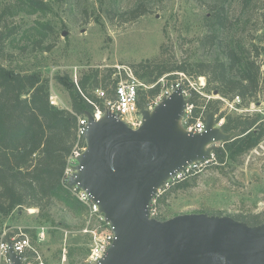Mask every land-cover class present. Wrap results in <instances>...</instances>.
<instances>
[{"label":"rangeland","instance_id":"1","mask_svg":"<svg viewBox=\"0 0 264 264\" xmlns=\"http://www.w3.org/2000/svg\"><path fill=\"white\" fill-rule=\"evenodd\" d=\"M42 3L39 7L38 0H0V28L11 31L0 61L17 71H38L49 77L50 95L56 96V106L62 108H70V102L66 88L56 79L58 75L73 81L76 77L78 82L90 69L98 68L102 74L116 66L131 67L146 59H160L168 65L211 60L222 48L203 44L202 37L211 31L207 17L215 4L224 6L227 17L225 27L218 31L219 45H224L230 36L245 40L247 46L264 45V40H260L264 34V0H251L246 8L242 0H42ZM136 5L144 10L138 17L118 15ZM261 69L264 85V66ZM184 75L203 96L218 99L219 111L225 115H260L264 121L261 97L264 94L258 96V103L245 104L238 96L228 99L214 94V90L200 88L199 77H205L206 81V74ZM160 78L165 83L166 78ZM176 78L179 80L180 76L177 74ZM224 120L223 117L219 124ZM183 180L188 181V186L177 187ZM164 188L155 202L160 219L186 212L231 216L261 212L264 138L234 161L202 162L194 170L171 179ZM85 216L84 206L71 208L58 199L40 215L32 207L14 209L9 215L0 216V238L26 229L30 243L45 264H90L86 260L89 236L82 231Z\"/></svg>","mask_w":264,"mask_h":264},{"label":"water","instance_id":"2","mask_svg":"<svg viewBox=\"0 0 264 264\" xmlns=\"http://www.w3.org/2000/svg\"><path fill=\"white\" fill-rule=\"evenodd\" d=\"M187 104L177 87L152 110L140 107L137 128L108 108L98 119L85 112V149L66 184L89 193L113 231L95 264H264V222L206 212L149 216L152 198L169 180L240 134L224 131L214 110L205 114L201 132L186 130L181 119ZM6 242L11 264H22V255Z\"/></svg>","mask_w":264,"mask_h":264},{"label":"trees","instance_id":"3","mask_svg":"<svg viewBox=\"0 0 264 264\" xmlns=\"http://www.w3.org/2000/svg\"><path fill=\"white\" fill-rule=\"evenodd\" d=\"M250 1L242 0L243 7L246 8ZM42 4V0H38V6L42 7ZM143 13L141 6L136 5L118 15L129 14L134 19ZM207 19L211 31L202 37V43L222 48L211 60L168 65L160 59H146L130 67L138 79L147 84L156 83L140 96L137 103L140 107L145 105L147 95L152 97L163 84L173 81L177 76L175 72L187 73L191 77L206 74L205 91L217 90L228 99L238 96L245 104L259 102L258 96L264 94L261 69L264 66V45L259 47L251 43L247 46L245 40H235L233 36L224 45H219L218 31L225 27L227 19L223 5L215 4ZM10 34V30L0 28V57L5 53V41ZM260 40H264V34ZM113 71L108 69L101 74L98 68L90 69L77 85L72 79L56 76L69 96L70 108H62L50 103L49 77L38 71H17L0 61V216L24 207L36 208L40 215L49 209L54 199L71 208L83 207L71 196L62 179L76 139L77 115L93 109L83 95L94 97L92 90L98 86L111 93V86L115 83L111 75ZM162 76L166 78L165 83L158 81ZM261 97L264 100V95ZM189 100L194 103V114L214 110L217 120L225 118L221 123L224 131H240L234 139L214 147L211 162L234 161L263 140L264 121L260 115H225L219 111L218 99L206 98L194 90ZM98 101L101 104L102 101ZM176 186L187 187L188 181L183 180ZM234 217L249 224L264 222V210Z\"/></svg>","mask_w":264,"mask_h":264},{"label":"built area","instance_id":"4","mask_svg":"<svg viewBox=\"0 0 264 264\" xmlns=\"http://www.w3.org/2000/svg\"><path fill=\"white\" fill-rule=\"evenodd\" d=\"M112 76L115 79V83L111 86L112 92L107 89L98 86L95 87L92 92L94 97L83 95L86 101L92 106V114L95 118H100L106 108L116 113L119 118L124 121L131 128H137L141 124L140 106L137 104L141 95H145L144 92L154 86L156 83L147 84L138 79L130 67H115ZM180 76L171 81L169 84H163L158 93L152 97L146 96V103L143 105L146 109L152 110L157 103H159L164 97L168 96L177 87H182L183 95L188 99V104L185 107L184 116L181 119L182 126L192 132H201L205 125V114L202 110L197 114H194V103L189 100L191 91L194 90L202 95L193 84L187 79V76L183 72L177 73ZM76 76V75H75ZM182 76L188 80V83L183 81ZM200 88H204L206 81L205 77H199ZM163 82V78L158 79ZM74 83L77 85V79L74 77ZM206 97L209 98L207 95ZM56 96L50 95V103L56 105ZM98 100H101V104ZM222 119L219 120V123ZM87 118L85 114L77 115L76 124V139L72 147L70 154L67 157V164L64 170L63 185L69 189L71 194L85 207V225L82 229L84 233L89 236V250L87 255V262L95 264L101 257H103L112 242L113 231L110 227V223L106 220L103 213L99 211L97 203L93 200L91 195L85 190L73 186L68 187L66 182L67 178L72 172V165L76 164V157L85 149V143L83 141V135L86 130ZM213 158L203 162H208ZM202 162H195L189 165L184 171L178 173L176 177L179 178L185 171L194 170ZM152 198L149 205V216L157 217L155 202L156 195ZM40 235H43L41 230ZM9 239L12 242V247L17 254H21L22 264H45L36 248L30 243L29 236L25 230L18 229L11 235L0 238V264H11L7 254V242Z\"/></svg>","mask_w":264,"mask_h":264}]
</instances>
